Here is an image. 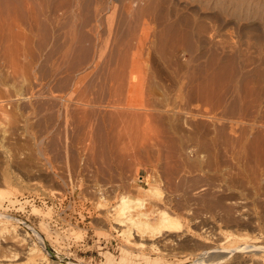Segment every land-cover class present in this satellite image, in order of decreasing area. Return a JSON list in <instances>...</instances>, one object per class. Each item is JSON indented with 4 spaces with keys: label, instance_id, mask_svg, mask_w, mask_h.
<instances>
[{
    "label": "rangeland",
    "instance_id": "obj_1",
    "mask_svg": "<svg viewBox=\"0 0 264 264\" xmlns=\"http://www.w3.org/2000/svg\"><path fill=\"white\" fill-rule=\"evenodd\" d=\"M0 1V212L44 264H190L221 228L264 240V0H135L133 19L128 0ZM135 36L153 51L116 52ZM124 194L193 240L133 246L110 222Z\"/></svg>",
    "mask_w": 264,
    "mask_h": 264
},
{
    "label": "bare ground",
    "instance_id": "obj_2",
    "mask_svg": "<svg viewBox=\"0 0 264 264\" xmlns=\"http://www.w3.org/2000/svg\"><path fill=\"white\" fill-rule=\"evenodd\" d=\"M141 1H143V0H141ZM0 2H3V1H0ZM134 3H135V0H128L127 4L125 5V9L129 12V14L128 13L127 14L130 17L128 15L127 16L131 19H133L132 16H135L134 15L135 14L134 8L136 9V6H135L136 4L134 5ZM136 3H138V0L136 1ZM32 5H34V4H32ZM32 5H29V6L32 7ZM105 9H106V7H105ZM3 10H2V15H3ZM100 12H102V11L100 10ZM176 19L174 20L173 23H171L174 25V26H172V27H174L172 30L175 31L173 34V39H177V41H179L178 40V39H180L179 35L176 33L178 31H176L175 28L177 29V27H179L180 24L175 23ZM180 19H182V18H180ZM180 19H178V20H180ZM128 22H129V20H128ZM130 22L128 23L129 25H130ZM133 22L134 21H132V23ZM176 22H178V21H176ZM180 22H182V21L180 20ZM17 23H18V21H17ZM99 23H101V22L99 21ZM134 24L135 23H133L132 25H134ZM137 24H138V22H137ZM164 25H165V23H164ZM175 25H176V27H175ZM138 26H139V24H138ZM182 26H183V24H182ZM135 27H136V24H135ZM130 28H132L131 25H130ZM136 28L138 29V27H136ZM148 29H149V31H151L150 28H148ZM199 30H201V29H199ZM204 30H205V28H204ZM95 31H98L97 28ZM216 31H218V30H216ZM130 32H131V30H130ZM147 32L148 31H146L145 36H149L151 33L150 32L149 34H147ZM96 34H99V33L96 32ZM143 34H145V31ZM156 36H157V34H156ZM161 36H162V34H161ZM98 37H99V35H98ZM138 37H141V36L138 35ZM138 37L135 36L134 40H136V38H137V40L136 41L133 40L134 41L133 43L131 42V43H128L125 45L124 44L119 45L116 52H125V53L126 52L127 53L128 52L129 53H140L141 52L142 53V52H149V51L151 52V50L153 51L154 47H152L150 43H149L150 44L149 45L148 44L149 41L147 40L150 37L146 38V41H148L147 42L148 46H146V45L143 46L142 44H140L139 41H142V40H141V38L139 40ZM163 37H164V35L162 37H160V40H161V38L163 39ZM157 38H159V36ZM177 41H175L174 44H176ZM135 42H139V44L135 43ZM161 43H162V40H161ZM116 47L117 46L115 45V48ZM160 47H162V46H160ZM6 190H8V189H6ZM6 190H2L4 192H0V208L2 207L3 202L5 200L9 201L10 203L15 202L12 200V197H14V196H12L13 193L11 192V190H10L11 193L6 191ZM143 192H145V191H143ZM148 193H150V192H148ZM148 193L146 195H149ZM144 195L145 194H143V196ZM130 197L125 196V194H124V196H121L119 198V200L117 201L116 206L114 208H112L113 213L110 216V218H112V219H110V220H112L110 222H113V224H115V226H116L115 229H117L119 231L118 233H120V235L123 236L126 241H128L129 243L133 242L134 244L137 245L135 247H138V248H147V249H150L151 251L161 252L163 250L171 248L172 244H175L174 243L175 241L181 242V241H183V239H185V241L193 240V239H191V238H193L192 234L189 235V234H187L181 230L182 229L181 228L182 223L178 219L177 216H174L173 214H171L166 209L165 210L164 209H160V210L159 209L158 210L157 209L156 210L151 209V211H149V210L147 211L146 205L148 203L150 204V202L145 203V201L147 199L143 200V199H141L142 198L141 197L140 199L137 198V199H139V200H137L136 198L134 199V198H132V197L130 198ZM102 205H105V204H102ZM143 209L145 211L141 212V210H143ZM33 211L36 214L40 213V211L35 207L33 208ZM217 233L219 234V239H217V240H219V242H217V244L215 243L216 245H214V246L212 245L213 241L211 240V237L209 235L208 236L200 235L201 237H198V239L196 238L197 239L196 242L194 240V242L196 244H197V242H200L199 244L203 245V250H199L196 253L195 252L192 253L193 256H196V260L192 259L193 261L190 264H264V243H262L264 240L263 241L261 240L262 242L260 243V239H259L260 236L259 237L257 236V238L256 237L255 238H249L251 236L248 237L245 234H241L239 232H232V231L226 230V229L223 230L222 228L219 229L217 231ZM1 235L4 237L7 236L6 240L4 239V241H6V243L8 245H5V246L0 245V264H44L49 260L47 254L45 253V251L42 248L43 246L40 247L37 244L33 243L32 240L29 239V235L26 232L25 233L21 232L19 230V228L16 225H14L13 222L10 221V218L8 216L4 217L2 215V212H0V237H1ZM248 235H250V234H248ZM255 235L256 234H254V236ZM36 236H37L38 240L44 245L45 239L40 235V233L39 234L36 233ZM1 241L3 242V240H1ZM9 244H14L16 246H17V244H19L21 246H23V244H26L27 246L24 245L25 248L22 247L21 248L22 250H20V251H16L19 248H17L16 250L14 248L15 251H13L12 246ZM134 244H133V246H134ZM140 250H142V249H140ZM187 259L189 260L191 258L188 257ZM50 264H64V263L57 261V263L51 262Z\"/></svg>",
    "mask_w": 264,
    "mask_h": 264
}]
</instances>
